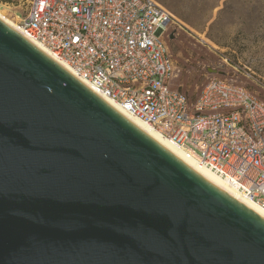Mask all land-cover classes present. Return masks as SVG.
Listing matches in <instances>:
<instances>
[{
	"label": "water",
	"instance_id": "1",
	"mask_svg": "<svg viewBox=\"0 0 264 264\" xmlns=\"http://www.w3.org/2000/svg\"><path fill=\"white\" fill-rule=\"evenodd\" d=\"M0 264H264V216L0 20Z\"/></svg>",
	"mask_w": 264,
	"mask_h": 264
},
{
	"label": "built area",
	"instance_id": "2",
	"mask_svg": "<svg viewBox=\"0 0 264 264\" xmlns=\"http://www.w3.org/2000/svg\"><path fill=\"white\" fill-rule=\"evenodd\" d=\"M77 76L264 209V101L213 79L192 103L172 86L182 28L157 0H28L18 23Z\"/></svg>",
	"mask_w": 264,
	"mask_h": 264
},
{
	"label": "rangeland",
	"instance_id": "3",
	"mask_svg": "<svg viewBox=\"0 0 264 264\" xmlns=\"http://www.w3.org/2000/svg\"><path fill=\"white\" fill-rule=\"evenodd\" d=\"M157 1L182 26L169 30L175 34L169 41L177 65L174 88L194 103L211 80L220 79L264 101V0H201V6L189 0ZM27 6L28 0H0V13L19 23Z\"/></svg>",
	"mask_w": 264,
	"mask_h": 264
},
{
	"label": "bare ground",
	"instance_id": "4",
	"mask_svg": "<svg viewBox=\"0 0 264 264\" xmlns=\"http://www.w3.org/2000/svg\"><path fill=\"white\" fill-rule=\"evenodd\" d=\"M0 20L8 25L10 28H12L14 31H16L18 34H20L22 37H24L27 41H29L31 44H33L35 47H37L39 50H41L43 53H45L48 57H50L52 60H54L56 63H58L60 66H62L64 69H66L69 73H71L73 76H75L77 79H79L81 82H83L85 85H87L90 89H92L94 92H96L98 95H100L102 98H104L106 101H108L110 104H112L114 107H116L118 110H120L122 113H124L126 116H128L130 119H132L134 122H136L139 126H141L148 134H150L157 142H159L166 150H168L170 153H172L175 157H177L180 161H182L184 164H186L189 168H191L196 173L202 175L203 177L207 178L208 180L214 182L215 184L219 185L220 187L224 188L225 190L231 192L232 194L239 197L241 200H243L245 203H247L249 206H251L253 209H255L257 212H259L261 215L264 216V209L257 204L255 201L247 198L244 196L243 193H241L236 187H234L232 184H230L228 181L222 179L215 173H213L211 170L206 168L205 166L201 165L194 156L187 153L185 150L171 142L170 140L162 137L152 126L142 122L141 120L133 117L128 112H126L121 106H119L116 102H114L111 98L104 95L103 93L97 91L94 87H92L89 83H87L85 80L80 78L76 75V73L62 60H60L56 55H54L48 48H46L44 45L40 44L36 40L26 36L23 29L19 26L18 23L9 20L4 15L0 13ZM204 37V36H203ZM201 36V38L206 43H211L208 40H205Z\"/></svg>",
	"mask_w": 264,
	"mask_h": 264
},
{
	"label": "trees",
	"instance_id": "5",
	"mask_svg": "<svg viewBox=\"0 0 264 264\" xmlns=\"http://www.w3.org/2000/svg\"><path fill=\"white\" fill-rule=\"evenodd\" d=\"M2 1L6 3H12V0H2ZM189 1L192 2L195 6H201L203 4V1L201 0H189Z\"/></svg>",
	"mask_w": 264,
	"mask_h": 264
}]
</instances>
